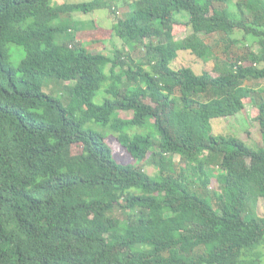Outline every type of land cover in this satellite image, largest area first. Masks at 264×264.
Instances as JSON below:
<instances>
[{"label":"trees","instance_id":"16d2710c","mask_svg":"<svg viewBox=\"0 0 264 264\" xmlns=\"http://www.w3.org/2000/svg\"><path fill=\"white\" fill-rule=\"evenodd\" d=\"M102 9L111 3L0 0V264H258L264 217L246 208L264 199V149L210 130L248 101L264 135V87L247 85L264 80V0H137L112 30L144 49L137 61L93 53L104 44L93 32L76 39L72 14ZM180 25L190 35L176 40ZM213 35L214 45L201 37ZM11 45L24 52L16 65ZM182 51L208 68H171ZM47 79L74 84L54 97ZM90 122L159 174L118 162ZM210 167L213 203L190 187L191 178L208 184Z\"/></svg>","mask_w":264,"mask_h":264},{"label":"rangeland","instance_id":"374dc122","mask_svg":"<svg viewBox=\"0 0 264 264\" xmlns=\"http://www.w3.org/2000/svg\"><path fill=\"white\" fill-rule=\"evenodd\" d=\"M93 0H52L54 5L61 4H75V3H88ZM111 3L112 10L102 9L98 10L94 13L83 14V13H75L72 14L70 22L72 28L76 31V39L80 42L88 43V38L94 36H102L99 38L103 39L104 44H91L89 46V50L93 53H103L108 56H115V53L119 50L123 54H127L131 56L133 61L139 60L143 54L144 49H141L140 45H124L120 39H118L113 33V25L118 18H126L130 13L132 8L135 5L137 0H106ZM229 10L231 11L234 18H239V14L236 10L234 3L231 1L229 4ZM179 19L180 15L178 16ZM186 19V18H185ZM185 19H182L185 21ZM99 28L98 32L97 29ZM93 32V35L90 36V33ZM96 32V33H95ZM92 34V33H91ZM174 36L176 40H183L187 36L190 35V32L186 30L184 25L175 26L174 27ZM207 44L214 45L217 36H207L203 37ZM235 38L241 40L242 45L250 46L254 52H258L260 47L257 41L251 36H244L242 32H238L234 35ZM17 46L11 45L9 47V52L11 54V63L16 65L19 62V58L24 56V52L18 50ZM19 51L20 55L16 54L18 60H14L12 56V52ZM17 59V58H16ZM190 67L196 73H201L204 69L208 68V66L204 65V63L197 59L195 56L190 54L189 52H179L177 59L171 64V68L177 69L179 67ZM108 72V69H107ZM212 76H215L213 73ZM73 85L72 82H62L55 79H47L43 83V90L46 93H50L54 97L64 96L65 92L64 87ZM248 87H253L255 89L264 87L263 81L250 80L247 83ZM103 99L102 91L95 97L94 102L100 104ZM258 115V109L254 107L250 102H245L244 111L236 116L228 117V118H219L211 120V134L216 136H231L234 135L244 141L248 146L253 149H264V135L260 133L259 127L257 123L254 121V118ZM120 116L124 119L132 118L131 113L121 112ZM87 128H91L97 130L99 132L107 135L106 142L110 146L114 158L120 162L121 164L127 165L137 164L138 167H142L146 173L151 176H156L159 174V170L152 163V161L148 160L146 162L137 163L134 161L129 154L119 145L117 139L113 133L109 129H105L97 124L88 123L86 125ZM140 131V130H136ZM143 131V130H142ZM141 132V131H140ZM80 151L79 146H74L72 148V154H75ZM175 162H178L179 158L176 156L173 158ZM166 168L169 169V162H166ZM212 171H210V175L213 176L208 184L203 186L198 181L194 180V178L190 179V187L196 191L200 195H210L211 203L214 202V197L212 193L220 192L219 182L217 180V173L213 167H210ZM247 214H253L256 217H264V199L257 197L256 199L249 198L247 200ZM255 255H257L256 262L258 264H264V244L259 246L255 251ZM254 256V255H253Z\"/></svg>","mask_w":264,"mask_h":264}]
</instances>
